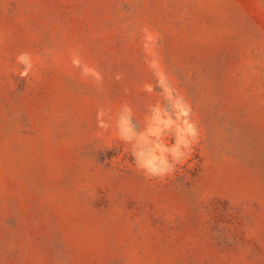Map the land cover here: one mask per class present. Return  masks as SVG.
<instances>
[{
	"label": "rangeland",
	"instance_id": "rangeland-1",
	"mask_svg": "<svg viewBox=\"0 0 264 264\" xmlns=\"http://www.w3.org/2000/svg\"><path fill=\"white\" fill-rule=\"evenodd\" d=\"M0 264H264V0H0Z\"/></svg>",
	"mask_w": 264,
	"mask_h": 264
}]
</instances>
